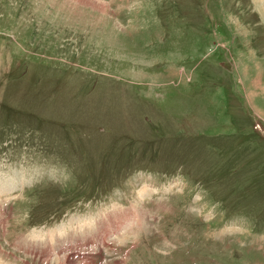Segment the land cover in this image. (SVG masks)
Wrapping results in <instances>:
<instances>
[{
	"label": "rangeland",
	"instance_id": "374dc122",
	"mask_svg": "<svg viewBox=\"0 0 264 264\" xmlns=\"http://www.w3.org/2000/svg\"><path fill=\"white\" fill-rule=\"evenodd\" d=\"M0 264H264V0H0Z\"/></svg>",
	"mask_w": 264,
	"mask_h": 264
},
{
	"label": "bare ground",
	"instance_id": "6f19581e",
	"mask_svg": "<svg viewBox=\"0 0 264 264\" xmlns=\"http://www.w3.org/2000/svg\"><path fill=\"white\" fill-rule=\"evenodd\" d=\"M137 221H138V219H137ZM137 221H136V222H137ZM91 231H92V230H91ZM75 235H76V234H75ZM75 235H74V236H75ZM88 235H89V234H88ZM70 237H71V236H70ZM56 238H57V237H56ZM63 238H64V237H63ZM66 239H67V238H66ZM52 241H53V240H52ZM46 242H47V241H46ZM65 242H66V241H65ZM69 242H70V241H69ZM71 243H72V242H71ZM64 244H65V243H64ZM66 245H67V244H66ZM85 246H86V245H85ZM57 253H58V252H57Z\"/></svg>",
	"mask_w": 264,
	"mask_h": 264
}]
</instances>
